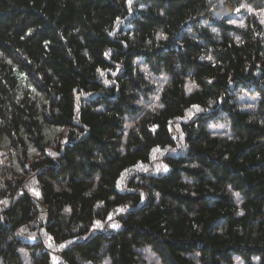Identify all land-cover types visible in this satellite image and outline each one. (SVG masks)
Here are the masks:
<instances>
[{
	"label": "trees",
	"instance_id": "trees-1",
	"mask_svg": "<svg viewBox=\"0 0 264 264\" xmlns=\"http://www.w3.org/2000/svg\"><path fill=\"white\" fill-rule=\"evenodd\" d=\"M250 8L0 0L2 264H264V25L227 19Z\"/></svg>",
	"mask_w": 264,
	"mask_h": 264
},
{
	"label": "rangeland",
	"instance_id": "rangeland-1",
	"mask_svg": "<svg viewBox=\"0 0 264 264\" xmlns=\"http://www.w3.org/2000/svg\"><path fill=\"white\" fill-rule=\"evenodd\" d=\"M251 8L246 10H241L238 13L227 16L228 23L235 27H241L245 25V22L249 16L257 17L262 25L264 21L263 13L255 14ZM264 27V26H263ZM141 72L145 75V91L148 95L147 102H152V105H156L157 99L161 96L164 89L169 86V78L163 74L152 75L145 65H140ZM258 95L253 91H242L236 98V106L240 110L254 112L258 108ZM143 105L144 103H141ZM228 119L224 118L222 121L216 122L214 125L210 126L211 135L217 136L219 138H230L231 128L228 124ZM21 264H31L30 256L25 250H21ZM138 264H162L160 259L148 248H144L139 252ZM235 264H243L239 257H234ZM0 264L2 262L0 261ZM97 264H109L106 259H102L101 262Z\"/></svg>",
	"mask_w": 264,
	"mask_h": 264
}]
</instances>
